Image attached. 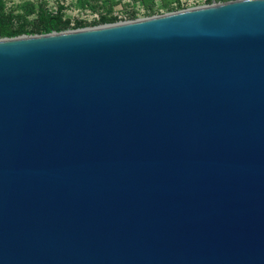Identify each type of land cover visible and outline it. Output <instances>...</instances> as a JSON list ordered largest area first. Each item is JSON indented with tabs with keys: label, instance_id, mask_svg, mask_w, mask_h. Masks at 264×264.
Masks as SVG:
<instances>
[{
	"label": "water",
	"instance_id": "1",
	"mask_svg": "<svg viewBox=\"0 0 264 264\" xmlns=\"http://www.w3.org/2000/svg\"><path fill=\"white\" fill-rule=\"evenodd\" d=\"M0 264H264V0L0 39Z\"/></svg>",
	"mask_w": 264,
	"mask_h": 264
},
{
	"label": "trees",
	"instance_id": "2",
	"mask_svg": "<svg viewBox=\"0 0 264 264\" xmlns=\"http://www.w3.org/2000/svg\"><path fill=\"white\" fill-rule=\"evenodd\" d=\"M111 2V0H109ZM133 4H140L147 9L145 16L155 15V4L160 1L168 12L180 11L183 9L181 0H133ZM235 0H215L217 3H225ZM91 10L98 11L104 9L97 18L90 22L73 21L65 16L64 6H59L56 11L47 8L44 4H27L25 13H16L14 9L7 7L6 0H0V39L16 38L25 35H44L53 32H64L70 30L83 29L87 27H97L107 24H114L120 21L119 17L113 13V3L108 6L107 0H81ZM213 0H206L210 5ZM108 6V7H107ZM107 10V11H106ZM137 12L134 10L126 17L127 20L137 19Z\"/></svg>",
	"mask_w": 264,
	"mask_h": 264
},
{
	"label": "rangeland",
	"instance_id": "3",
	"mask_svg": "<svg viewBox=\"0 0 264 264\" xmlns=\"http://www.w3.org/2000/svg\"><path fill=\"white\" fill-rule=\"evenodd\" d=\"M113 1L116 2L113 3V13L114 15L118 16L120 19V21L117 23L131 21V20H127L126 17L129 13H131L134 10L138 14L137 19L135 20L148 18L145 16L147 9L140 4H133L134 3L133 0H113ZM6 3L9 9H14L16 13H20V14L25 13V7L27 4L30 3L44 4L46 5L47 8H50L53 11H56L57 8L62 5L65 7L64 10L65 16L67 18H70L73 21V23L79 20L90 22L94 18H97L100 13H104L105 11L104 9L93 11L87 5H84L81 2V0H6ZM107 3L109 6L112 3V0L111 2L107 0ZM206 5L208 4L206 3V1L203 0L201 1V4L199 6H206ZM154 9H155V15L153 16H160L171 13L166 10V8L162 5V2L160 1H158L155 4ZM87 28H92V27H87Z\"/></svg>",
	"mask_w": 264,
	"mask_h": 264
},
{
	"label": "built area",
	"instance_id": "4",
	"mask_svg": "<svg viewBox=\"0 0 264 264\" xmlns=\"http://www.w3.org/2000/svg\"><path fill=\"white\" fill-rule=\"evenodd\" d=\"M201 1L203 0H181V4L183 9L182 10H186L188 9H192V8H196V7H201L199 6L201 4ZM206 1V0H204Z\"/></svg>",
	"mask_w": 264,
	"mask_h": 264
}]
</instances>
